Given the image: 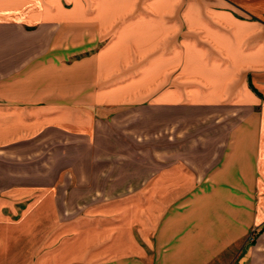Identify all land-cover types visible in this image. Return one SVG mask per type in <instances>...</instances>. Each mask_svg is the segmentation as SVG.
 I'll return each mask as SVG.
<instances>
[{
    "label": "crops",
    "instance_id": "1",
    "mask_svg": "<svg viewBox=\"0 0 264 264\" xmlns=\"http://www.w3.org/2000/svg\"><path fill=\"white\" fill-rule=\"evenodd\" d=\"M112 1L100 0L101 14L87 1L76 19L72 0H60L66 13L55 28L18 19L15 1L0 0V152L51 129L93 144L117 122L121 136L163 142L147 151L149 162L129 164L148 172L141 180L84 213L13 212L21 199L0 195V264H264V0H196L166 11ZM144 20L191 29L233 93L201 86L147 99L129 84L138 68L118 79L119 69L90 67L93 56L68 61L114 28L101 59L121 26ZM66 25L100 29L79 39ZM37 192L30 204L53 201ZM47 235L60 238L48 247Z\"/></svg>",
    "mask_w": 264,
    "mask_h": 264
},
{
    "label": "rangeland",
    "instance_id": "2",
    "mask_svg": "<svg viewBox=\"0 0 264 264\" xmlns=\"http://www.w3.org/2000/svg\"><path fill=\"white\" fill-rule=\"evenodd\" d=\"M14 1L20 20L26 14L38 23L45 20L53 22L56 28V24L63 20L66 13L61 9L60 0ZM87 1L93 3L95 13L101 14L100 0H72V10L75 11H71L70 15L75 17H70L80 19L76 16L87 14L86 10L81 9ZM195 1L113 0L112 3L135 2L138 5L144 3L151 8L166 11L173 3H180V8H183L189 2ZM107 3L109 4L110 1ZM67 26L64 31H74L76 38L79 39H86L89 34L97 33L100 29L99 26L93 25ZM113 31L114 28L107 34L99 36L95 49L90 52L81 49L74 57L68 58V61L93 56L95 59L93 63L90 62V67L95 70L99 68V72L119 69L114 75L118 79L127 76L125 72L129 70L133 72L138 68L139 73L129 84L133 85L137 93H145L147 99L165 90L178 94L196 93L201 91L199 90L201 86H210L214 89L227 86L226 93H233L230 84L232 78L226 77L227 74L217 68L214 59L212 61L206 58L207 48L203 50L199 46L202 44L197 35H193V31L183 24L175 30L170 29V32L169 29L167 30L166 21L161 20L153 22L144 20L142 26L124 24L114 34L112 45L110 44L101 53V59H98L96 56L98 51L106 46ZM164 31L167 32L163 34ZM83 42L82 45L85 44ZM217 42L216 44L224 47L220 41ZM134 49L137 50V54ZM220 66L228 65L224 63ZM83 108L87 107L83 106ZM115 126L112 127L114 131L112 135L104 133L105 128L101 127V133L93 144L88 143L87 139L64 137L58 131L51 129L38 137L19 141L6 148L0 152V195L4 194L14 200L21 199L14 206L10 204L13 212H19L30 206L33 211L58 210L65 213L77 211L84 213L88 211L89 204L94 200H102L104 195L109 197L125 190L129 181L137 178L141 180L148 173L143 169L141 171L131 169L129 164L142 165L149 162L150 155L147 151L155 149L163 142L152 138L145 141L132 140L126 135L121 136L119 122ZM4 189L5 191H2ZM40 190H45L44 193L49 191L53 201L48 202V197L44 198L41 195L42 197L37 198L39 202L31 205L30 202L39 193L34 192ZM21 191L23 193L18 194ZM27 198L29 200L23 202ZM6 206L5 204L4 208H7ZM44 237H47V242L43 244L48 247L54 246L60 238L55 235ZM34 254L38 256L39 250L37 249Z\"/></svg>",
    "mask_w": 264,
    "mask_h": 264
}]
</instances>
